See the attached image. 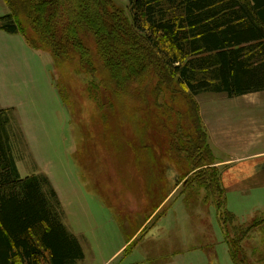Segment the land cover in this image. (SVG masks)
<instances>
[{
	"label": "trees",
	"instance_id": "trees-1",
	"mask_svg": "<svg viewBox=\"0 0 264 264\" xmlns=\"http://www.w3.org/2000/svg\"><path fill=\"white\" fill-rule=\"evenodd\" d=\"M4 2L9 12L0 15V30L49 52L57 70L92 76L88 94L100 109L108 103L122 114L118 101L127 98L124 114L138 122L130 148L139 171L155 155L147 134L168 132L174 159L192 172L194 186L216 188L204 200L216 206L233 262L249 264L242 242L256 224L239 223L226 208L196 96L264 91V0H128L130 14L113 0ZM101 86L111 94L106 102ZM13 114L0 106V264H77L85 252L63 222L51 180L20 172Z\"/></svg>",
	"mask_w": 264,
	"mask_h": 264
},
{
	"label": "rangeland",
	"instance_id": "rangeland-1",
	"mask_svg": "<svg viewBox=\"0 0 264 264\" xmlns=\"http://www.w3.org/2000/svg\"><path fill=\"white\" fill-rule=\"evenodd\" d=\"M113 1L130 14L128 0ZM8 12L0 5V15ZM33 50L35 56L21 58L22 74L8 72L4 58L0 99L13 107L20 172L45 174L66 199L63 222L85 252L77 264H235L216 206L204 200L216 188L194 186L192 172L186 175L188 169L174 159L168 132L147 134L144 142L155 155L139 171L130 148L132 137L139 140L138 122L124 114L127 98L118 101L122 114L108 103L100 109L88 94L92 76L69 66L59 71L49 52ZM100 93L104 102L110 99L102 86ZM214 94L196 96L210 118L231 108L227 98L212 100ZM235 200L229 204L226 195V208L238 222L256 224L242 242L243 255L249 264H264V209L257 217L251 211L264 204L247 208Z\"/></svg>",
	"mask_w": 264,
	"mask_h": 264
},
{
	"label": "crops",
	"instance_id": "crops-1",
	"mask_svg": "<svg viewBox=\"0 0 264 264\" xmlns=\"http://www.w3.org/2000/svg\"><path fill=\"white\" fill-rule=\"evenodd\" d=\"M0 5L8 8L4 0H0ZM23 55L35 56L36 51L22 35L20 37V34H9L0 30V73L7 71L4 58H8V72L22 74ZM217 96H222L220 99L227 98L231 108L227 113L213 114L212 118L205 114L201 101L196 99L200 105L202 121L208 132L216 165L222 170V185L227 201L230 204L237 202L235 199H240L247 208L250 203H259L261 206L264 204V91L234 98H229L224 93H215L212 100ZM0 106L9 107L3 99H0ZM51 182L57 192L59 191L58 195L66 212V199H63L60 190L52 180ZM263 209L264 206L262 209L256 208L255 212L251 211L256 214L254 217H257L263 213L258 211ZM148 220L146 219L144 225Z\"/></svg>",
	"mask_w": 264,
	"mask_h": 264
}]
</instances>
